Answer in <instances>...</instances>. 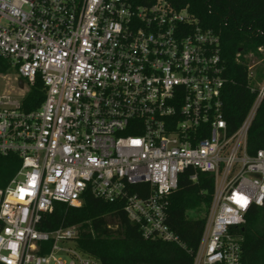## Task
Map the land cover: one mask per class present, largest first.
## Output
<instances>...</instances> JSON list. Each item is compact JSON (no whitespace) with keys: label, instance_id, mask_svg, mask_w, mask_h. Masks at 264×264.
Wrapping results in <instances>:
<instances>
[{"label":"built area","instance_id":"1","mask_svg":"<svg viewBox=\"0 0 264 264\" xmlns=\"http://www.w3.org/2000/svg\"><path fill=\"white\" fill-rule=\"evenodd\" d=\"M4 66L46 96L25 110L0 95V157L19 163L0 186V264H102L77 246V225L38 227L87 192L123 203L145 238L183 245L168 196L189 168L214 179L194 264H242L232 228L264 205V148L248 150L262 65L248 66L255 99L233 132L220 37L168 0H0Z\"/></svg>","mask_w":264,"mask_h":264},{"label":"trees","instance_id":"2","mask_svg":"<svg viewBox=\"0 0 264 264\" xmlns=\"http://www.w3.org/2000/svg\"><path fill=\"white\" fill-rule=\"evenodd\" d=\"M130 1L140 4L153 0ZM168 1L178 10L189 11L204 29H212L220 37L227 78L222 110L229 130L235 131L255 99L250 89L249 63L245 55L254 52L262 57L264 54V0ZM260 47L263 52L259 51ZM0 71L7 72L8 68L0 67ZM45 96V87L39 78L23 97L22 106L25 110L36 109ZM262 148L264 102L248 134L249 152L253 154ZM18 166L19 163H11L10 158L0 157V186L6 184ZM191 172L193 169L189 168L181 174L177 189L168 196L167 222L178 233L183 245L145 238L140 226L129 219L123 203L107 201L91 192L85 193L80 205L55 202L53 210L43 214L38 227L52 231L77 225V246L102 264H194L214 190V179L208 173L199 172L198 181H193ZM200 211H205V215H192ZM232 231L242 236V264H264V205L252 207L246 222L234 226Z\"/></svg>","mask_w":264,"mask_h":264},{"label":"rangeland","instance_id":"3","mask_svg":"<svg viewBox=\"0 0 264 264\" xmlns=\"http://www.w3.org/2000/svg\"><path fill=\"white\" fill-rule=\"evenodd\" d=\"M249 64L254 67H260L264 64V54L262 57L257 56L254 52H249L245 55ZM16 76V70L10 68L7 72L0 74V95L6 94L11 97L21 100L24 94L30 89V86L25 82V86L19 87V82ZM195 217H201L205 215V211L194 212L192 214Z\"/></svg>","mask_w":264,"mask_h":264},{"label":"water","instance_id":"4","mask_svg":"<svg viewBox=\"0 0 264 264\" xmlns=\"http://www.w3.org/2000/svg\"><path fill=\"white\" fill-rule=\"evenodd\" d=\"M19 85H20V87H23V85H24V82H23V80H22V79H20V80H19Z\"/></svg>","mask_w":264,"mask_h":264}]
</instances>
